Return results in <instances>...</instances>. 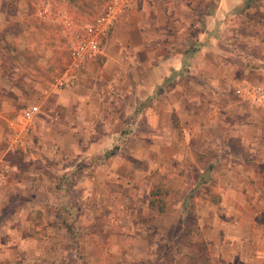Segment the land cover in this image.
Wrapping results in <instances>:
<instances>
[{"label":"crops","instance_id":"1","mask_svg":"<svg viewBox=\"0 0 264 264\" xmlns=\"http://www.w3.org/2000/svg\"><path fill=\"white\" fill-rule=\"evenodd\" d=\"M38 1L42 3L36 5ZM59 1L64 8L59 12L66 14V0ZM250 1L158 0L134 6L108 34L102 55L87 60L72 86L50 90L43 82L48 81L54 51L32 18L54 15L58 3L0 0V210L13 208L10 226L5 227L9 241L0 235V264H46L56 239L53 225L61 230L66 226L64 208L78 214L74 223L80 241L89 237L94 242L95 222L116 225L119 233L110 234L106 251L133 257L130 264H152L169 250L177 256V246L167 247L171 240H161L165 235L160 233L165 227L161 215L171 209H177L179 217L169 226L192 224L200 231L201 248L193 237L182 248L186 258H205L208 264H214V257L221 259L217 264H235L239 258L264 264V118L257 116L264 113V103H250L253 107L247 109L242 105L247 101H235L229 89L246 78L233 79L239 59L255 47L264 48V32L250 9H242ZM35 50H42L41 55H32ZM22 97L34 98L41 108L28 156L3 151L9 116ZM233 140L244 154L233 152ZM114 145L119 151L102 161ZM165 146L177 162L199 167L197 160L207 158L210 173L204 180L211 190L203 194L201 206L196 202L202 216L194 218V224L185 217V210L195 208L187 206L191 194L175 206L169 195L160 212L151 207L148 192L139 206V220L159 227L158 233H134L132 224L125 226L121 218L111 224L108 215L101 217L98 210L108 207L115 194L114 178L132 172L130 165L114 169L117 157L131 151L141 161L133 173L145 176L155 172L153 162L159 161L157 154ZM69 159L73 167L64 165ZM72 174L75 180L68 187L61 183V177ZM61 251L65 256L66 249Z\"/></svg>","mask_w":264,"mask_h":264},{"label":"rangeland","instance_id":"2","mask_svg":"<svg viewBox=\"0 0 264 264\" xmlns=\"http://www.w3.org/2000/svg\"><path fill=\"white\" fill-rule=\"evenodd\" d=\"M66 15L71 17L76 23L83 24L90 21H93L96 17H98L106 8L109 0H66ZM42 3V1L36 2V5ZM55 3H58V7H56L57 11L64 10L62 8L61 1H57ZM247 4V3H246ZM242 7L243 10L250 9L251 14L256 19V26H258L259 31L264 32V0H251L248 2V4ZM61 5V6H60ZM61 7V8H60ZM63 13V12H61ZM65 14V13H64ZM54 15H49L48 13L45 14H36L32 18V22L34 25L39 27L42 31L39 34L42 35L44 41L49 43L51 46L50 50L54 51L53 61L50 60L49 65V74H48V81H44L43 85L45 88L50 90H59L61 88H58L56 84L58 83L60 77L65 73V71L69 68L71 62H72V52L68 45L67 38L65 36V33L62 30V25L59 22L57 16L54 17ZM246 23H249V20L245 19ZM40 37V36H39ZM40 37V38H41ZM42 50H35L33 51L32 55L37 56L41 55ZM47 50H45L46 52ZM49 51V50H48ZM46 54V53H45ZM102 55L97 54V56ZM246 57L242 60L239 59V66H237V71L234 72L233 79L240 78V77H246L254 82H259L264 85V48H257L256 47L251 50V53L245 55ZM94 56L93 58H95ZM241 57V56H240ZM91 58V59H93ZM90 60V59H89ZM88 62V61H87ZM86 62V65L80 69L79 72H81L83 69L87 68L88 64ZM99 60L94 62L96 64H99ZM37 68L40 69L39 66H41L39 63L35 64ZM79 77V76H78ZM77 80V79H76ZM75 82V81H74ZM235 82V80H234ZM73 84V83H72ZM72 84L70 86H72ZM232 84V82L230 83ZM234 84V83H233ZM236 84V83H235ZM70 86H66L64 88H69ZM232 97L235 101L241 100L238 96H236L235 92V85H231L229 87ZM22 100H18V106L14 110V112L9 116V118L13 117L14 115L20 113L22 109L29 105L37 104L35 101L33 102L32 97H22ZM150 100L146 101L145 103H149ZM243 106L247 109L249 107H253L250 103L242 102ZM230 116V115H229ZM258 118H264V113H258ZM35 128V127H34ZM34 130V129H33ZM33 132V131H32ZM127 132V131H126ZM7 133V132H6ZM6 135V134H5ZM32 135V134H31ZM33 136V135H32ZM7 136H5V140H3V151H7ZM232 142V149L233 152L238 154H244L245 151H243L242 147L235 142V140ZM117 145H114L113 150H115V147ZM2 147V146H1ZM228 146L225 147L227 149ZM31 146L29 144L28 148L24 155H27L32 151ZM161 154H157L159 157V161L153 162V165L155 164V172L149 175L141 176L137 173H133L134 169H137L139 165L141 164V161H137L134 159V157L131 154V151H129V154L126 157H117L118 161L114 164V169H129V165L131 166L130 170L132 171L128 177H119L120 180H117L115 177V181H111L114 185V188L117 190L114 191L115 194L110 196L111 202L107 203L108 207L106 208H100L98 210V213L102 216L108 215L109 218H111V224H113L112 219L121 218L124 220L125 226H129L130 223L131 231L134 233H141L145 231H150L154 233L159 232V227L157 229L152 228L145 223H142L139 219L143 216L140 214L141 210H139V206L141 203H145L147 201V193L152 192L153 190H158L160 188L167 189L170 193V205L175 206L177 200H182L183 198H186L188 196V205L191 206L192 204L195 206L194 209H189V214L186 216L188 221L190 223L194 224V218L197 216H202V209L197 207L196 202H199L201 206V202L203 200V194H207L209 189V186L207 184L208 181H205L202 172H205L209 167L210 164H208L207 158L206 162L204 158H201L200 160H197V163L200 165L194 166V164L187 161L184 163L177 162L176 157L171 155L170 150H167L166 146L164 148H161ZM112 149H107L103 155L102 161L105 159H108L107 153L113 151ZM119 151V148H116V152ZM22 152V151H20ZM125 151L124 153H126ZM175 152V151H174ZM129 159L128 161L125 159ZM158 159V158H157ZM60 162H57L58 166H62V164H58ZM182 163V164H181ZM73 160L69 159V161L65 162L64 165H67V167H73ZM189 165V166H188ZM188 166V168H187ZM192 167V168H191ZM149 168L152 169L151 165L149 164ZM179 168V169H178ZM9 166H4V170H6L7 173H9ZM68 170V169H66ZM153 170V169H152ZM65 172V171H64ZM72 173V171H66ZM65 173V174H68ZM185 173V174H183ZM61 183L67 185V187L72 183L73 180H75L73 174L71 176H65L61 177ZM109 184V183H108ZM149 190V191H148ZM117 193V194H116ZM149 194V193H148ZM158 197H162L158 196ZM198 198V199H197ZM200 200V201H198ZM103 205H106L105 203H102ZM112 205V208L110 207ZM199 209V211H197ZM171 213H166L164 215H161V222L165 227L160 228V233L164 234L165 236L161 237V240H171V242L166 243L167 247L168 244L172 246L174 249L176 246L178 248V251L176 253L177 257V264H186L187 262H191L192 264H208L206 262L205 258L198 257L196 258H186L185 249H182L185 247L186 244H189L192 240V236H195V238L198 236V242L200 244H197L199 248L202 246V241L200 237V231L197 228L196 225H192L191 227H186L185 224H172L169 226L170 220H173L174 217L178 218L179 215L177 214V209H171ZM176 211V212H175ZM13 212L12 207H6L4 209L0 210V235L4 234V239L6 241L9 237V233H5V227L7 228L10 226V216ZM199 212V213H198ZM78 215V214H77ZM76 212L75 215L71 216L68 211L65 210L63 216H64V222L65 224L74 223V219L77 217ZM100 217V216H99ZM172 218V219H171ZM85 218L82 217L81 221L83 222ZM86 221V220H85ZM134 221H137L135 224ZM135 225H134V224ZM166 224V225H165ZM91 225V224H90ZM88 225V226H90ZM74 225H70L68 227L67 225L64 226V230H61L59 226L55 223L53 225V229L56 230L55 238L53 239V242L51 244V250L48 252V256L45 258L46 264H120V262L123 260L124 264H130L133 257L126 256L123 257L121 255H108L106 251V245H108L109 237L111 233L117 234L115 229L117 228L116 225H110L106 226L103 221L95 222L94 225H92L91 228H93L97 233L98 236L96 239H94V242H91L89 237H84L83 240L80 241V236L77 233V238L75 240H71L70 235H72V227ZM86 226L85 228H87ZM72 231H70L69 230ZM75 228H77L76 232L78 231V225L76 224ZM83 231L82 229L80 232ZM189 231L191 232V236L188 235ZM82 233V232H81ZM70 234V235H69ZM7 237V238H6ZM66 240H65V239ZM82 242V243H80ZM94 243V244H93ZM87 244V246L85 245ZM163 248V252L168 250V248ZM171 248V247H170ZM181 248L183 251L181 252ZM65 256L60 255L64 253L61 250H65ZM69 249V251H68ZM162 249V248H161ZM189 249V248H188ZM170 251V250H169ZM169 251H166V253L161 254L158 258L156 257L151 262L152 264H162V263H172L175 261L176 257L175 255H170ZM201 251V250H200ZM201 253V252H199ZM189 256V255H188ZM192 260V261H191ZM231 260H234L233 257ZM238 262L235 264H254L252 260H244L242 261L240 258L236 259ZM194 261V262H193ZM196 261V262H195ZM4 262V261H3ZM221 259L214 257V264L220 263ZM232 262V261H231ZM133 263V262H132ZM137 264L140 263L139 260L136 262ZM8 264V263H7Z\"/></svg>","mask_w":264,"mask_h":264},{"label":"built area","instance_id":"3","mask_svg":"<svg viewBox=\"0 0 264 264\" xmlns=\"http://www.w3.org/2000/svg\"><path fill=\"white\" fill-rule=\"evenodd\" d=\"M157 1L109 0L105 10L98 17L83 24L76 23L64 13L54 12L55 16H58L72 52V62L56 86L64 88L73 83L80 69L86 65L88 59L100 53L108 34L121 22L132 7L140 4H152ZM235 93L239 98L249 103H264V85L248 78L237 80ZM40 111L41 108L38 104L30 105L8 120L6 141L8 151L24 152L27 150Z\"/></svg>","mask_w":264,"mask_h":264},{"label":"trees","instance_id":"4","mask_svg":"<svg viewBox=\"0 0 264 264\" xmlns=\"http://www.w3.org/2000/svg\"><path fill=\"white\" fill-rule=\"evenodd\" d=\"M118 147V145L115 147V150H113V151H111V152H108L107 153V157H109L110 155H112V154H114L115 152H116V148ZM162 195V197H158V196H161ZM170 195V193H169V191L167 190V189H164V188H160V189H158V190H153L152 192H151V196H150V205H151V207H153V208H155V209H157L158 211H160V212H163V211H165V208H166V203H167V197ZM187 206H189V205H187ZM190 209V208H189ZM188 209V210H189ZM64 210H66V211H68L69 213H70V215L72 216H74L75 215V212H73V210L72 209H70V208H64ZM188 210H185V217L189 214V212H188ZM65 212V211H64ZM189 222V221H188ZM66 225L68 226V227H70V225H74V227L73 226H71L72 227V231H73V233H72V237H73V239H75L76 238V236H77V232H76V230H77V228H75V226H76V224L75 223H70V225L69 224H67L66 223ZM186 227H188V226H186ZM69 230H70V228H69ZM71 231V230H70ZM71 231V232H72ZM191 234V232L189 231V235ZM191 236V235H190ZM192 237H194L195 238V236H192ZM197 238V240H198V236L196 237ZM201 241V240H200ZM197 244H200L198 241H197ZM203 244V243H202Z\"/></svg>","mask_w":264,"mask_h":264},{"label":"water","instance_id":"5","mask_svg":"<svg viewBox=\"0 0 264 264\" xmlns=\"http://www.w3.org/2000/svg\"><path fill=\"white\" fill-rule=\"evenodd\" d=\"M210 169H208L203 175L205 180H209Z\"/></svg>","mask_w":264,"mask_h":264}]
</instances>
